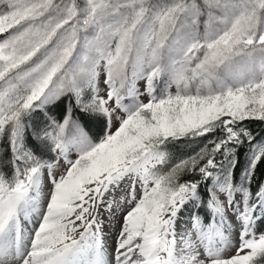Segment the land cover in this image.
I'll return each instance as SVG.
<instances>
[{
  "label": "snow or ice",
  "instance_id": "1",
  "mask_svg": "<svg viewBox=\"0 0 264 264\" xmlns=\"http://www.w3.org/2000/svg\"><path fill=\"white\" fill-rule=\"evenodd\" d=\"M0 37V264H264V0H0Z\"/></svg>",
  "mask_w": 264,
  "mask_h": 264
},
{
  "label": "trees",
  "instance_id": "2",
  "mask_svg": "<svg viewBox=\"0 0 264 264\" xmlns=\"http://www.w3.org/2000/svg\"><path fill=\"white\" fill-rule=\"evenodd\" d=\"M63 106L60 108L52 109L51 115L55 116L57 118H60L62 115ZM46 120V117L42 113H36L34 114V119L32 123L36 126L42 127L44 125V122ZM247 126L251 129V131L256 135L257 139H260L262 136H264V122L259 121H250L246 122ZM101 125L100 124H90L89 125V131L91 134L96 137L100 133ZM31 132V129L29 130ZM206 142L204 137L196 138L195 140H181L177 141L172 145H169V148L174 156V162L178 161L182 158L189 157L193 155L195 152L199 151L201 147H203L204 143ZM36 142L29 137V146H35ZM7 150V151H6ZM38 154L43 155L45 157H50L51 153L47 151L45 148H38ZM11 156V151L8 149L7 140L0 139V160H6L8 157ZM243 156H241V164H243ZM5 171H10V166L4 169ZM183 179H198V175H190L185 174ZM260 183H264V165H261L257 169L256 176L253 179L252 182V190L255 191L257 188V185ZM205 188L202 185L201 186V193L204 194ZM199 212L201 215L206 214V210L204 208L199 209ZM264 229V224H262Z\"/></svg>",
  "mask_w": 264,
  "mask_h": 264
},
{
  "label": "rangeland",
  "instance_id": "3",
  "mask_svg": "<svg viewBox=\"0 0 264 264\" xmlns=\"http://www.w3.org/2000/svg\"><path fill=\"white\" fill-rule=\"evenodd\" d=\"M0 38H2V37H0ZM103 79H104V76H103V74H101V77H100V87L103 89L105 86H104V84H103ZM139 87L141 88V90H143V87H144V83H143V81H141L140 83H139ZM102 95H104V93L102 92L101 93ZM142 99H144L145 100V102L147 101V96H144V97H142ZM43 114V113H42ZM44 115V114H43ZM52 155V154H51ZM188 209H189V211L187 212V214H185V218H184V220H182L181 221V223L183 222V224H186L189 228L191 227V220L189 219V212L190 211H192L193 209H192V206L191 205H188ZM181 214V213H180ZM180 223V224H181ZM26 226L30 229L31 228V225H28L27 223H26ZM263 225H259V227H260V229H262L263 227H262ZM119 227V224H117V228ZM237 227V234H238V230H239V225H237L236 226ZM105 231L106 232H108V233H110L109 234V236L107 237V239H108V243H109V246L110 247H114V244H115V232L114 231H112V230H110L109 228H105ZM235 235L236 234H234V238H235ZM228 254H231V252H229Z\"/></svg>",
  "mask_w": 264,
  "mask_h": 264
},
{
  "label": "bare ground",
  "instance_id": "4",
  "mask_svg": "<svg viewBox=\"0 0 264 264\" xmlns=\"http://www.w3.org/2000/svg\"><path fill=\"white\" fill-rule=\"evenodd\" d=\"M188 211H189V209H188V205H187L186 208H185V210H183L181 212V214H180V221L178 222V226L181 225V224H183V222L181 223V221L184 220L185 214H187Z\"/></svg>",
  "mask_w": 264,
  "mask_h": 264
}]
</instances>
